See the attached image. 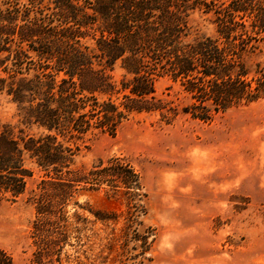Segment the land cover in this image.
I'll use <instances>...</instances> for the list:
<instances>
[{"label":"trees","instance_id":"1","mask_svg":"<svg viewBox=\"0 0 264 264\" xmlns=\"http://www.w3.org/2000/svg\"><path fill=\"white\" fill-rule=\"evenodd\" d=\"M0 4L7 5L0 10V94L16 104L22 124L41 130L16 137V127L0 121V201L25 193L30 160L43 175L34 200L46 248L58 240L45 227L57 223L80 190H122L130 224L145 214L140 176L125 158L98 159L88 169H77L75 158L85 136L95 130L114 135L131 113L173 118V102L155 94L157 77L180 80L191 100L183 113L204 122L264 97V76H252L246 66L264 40V0ZM195 9L213 16L214 35L187 39ZM86 38L92 47L83 43ZM116 64L124 71L120 87L109 74ZM120 93L117 102L112 97ZM0 264H13L1 248Z\"/></svg>","mask_w":264,"mask_h":264},{"label":"rangeland","instance_id":"2","mask_svg":"<svg viewBox=\"0 0 264 264\" xmlns=\"http://www.w3.org/2000/svg\"><path fill=\"white\" fill-rule=\"evenodd\" d=\"M212 18L192 11L187 39L214 35ZM83 43L94 44L89 38ZM246 61L252 76H264V40ZM109 74L120 87L118 64ZM154 89L177 108L173 118L131 113L114 135L95 130L85 136L75 158L77 169L111 157L132 165L146 195L138 224L128 221L122 190H80L57 223L45 227L58 240L46 248L34 200L43 175L26 159L33 173L25 193L0 201V248L13 264H264V97L204 122L183 113L191 100L180 80L159 76ZM112 98L120 102L122 93ZM0 121L15 126L16 137L41 133L21 123L4 93Z\"/></svg>","mask_w":264,"mask_h":264}]
</instances>
